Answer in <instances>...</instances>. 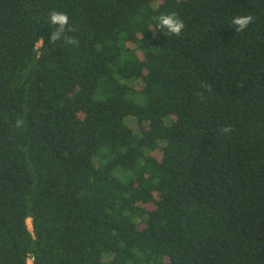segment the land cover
Returning a JSON list of instances; mask_svg holds the SVG:
<instances>
[{"label":"trees","instance_id":"trees-1","mask_svg":"<svg viewBox=\"0 0 264 264\" xmlns=\"http://www.w3.org/2000/svg\"><path fill=\"white\" fill-rule=\"evenodd\" d=\"M30 255L264 264V0H0V264Z\"/></svg>","mask_w":264,"mask_h":264},{"label":"clouds","instance_id":"clouds-1","mask_svg":"<svg viewBox=\"0 0 264 264\" xmlns=\"http://www.w3.org/2000/svg\"><path fill=\"white\" fill-rule=\"evenodd\" d=\"M252 21L253 17L251 15H238L232 18L231 25L235 28L237 33H243ZM45 24L51 26L52 28L48 41L49 43H56L60 41L70 44L78 43L75 39H70L65 36L66 30H71L69 27V17L67 13L55 10L51 11ZM155 28L167 36H180L185 28V24L175 13H166L161 14L156 18ZM37 39L41 43L44 42L43 37H39ZM230 131V127L221 128L222 133H228Z\"/></svg>","mask_w":264,"mask_h":264},{"label":"rangeland","instance_id":"rangeland-1","mask_svg":"<svg viewBox=\"0 0 264 264\" xmlns=\"http://www.w3.org/2000/svg\"><path fill=\"white\" fill-rule=\"evenodd\" d=\"M119 170H122V169H118V168H117V169L115 170V174H116L117 176L121 177V178L124 180V176H125V175H123V173H124L125 171L122 170L123 172H120ZM28 224H29L30 228L32 229V220H31L30 218L28 219Z\"/></svg>","mask_w":264,"mask_h":264},{"label":"built area","instance_id":"built-area-1","mask_svg":"<svg viewBox=\"0 0 264 264\" xmlns=\"http://www.w3.org/2000/svg\"><path fill=\"white\" fill-rule=\"evenodd\" d=\"M34 260V256L30 255V257L28 258V263L27 264H32Z\"/></svg>","mask_w":264,"mask_h":264}]
</instances>
